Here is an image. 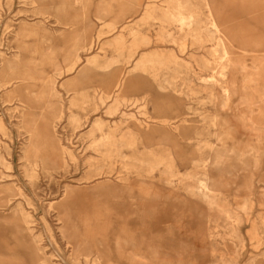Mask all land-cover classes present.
I'll list each match as a JSON object with an SVG mask.
<instances>
[{
  "label": "rangeland",
  "instance_id": "1",
  "mask_svg": "<svg viewBox=\"0 0 264 264\" xmlns=\"http://www.w3.org/2000/svg\"><path fill=\"white\" fill-rule=\"evenodd\" d=\"M0 264H264V0H0Z\"/></svg>",
  "mask_w": 264,
  "mask_h": 264
},
{
  "label": "bare ground",
  "instance_id": "2",
  "mask_svg": "<svg viewBox=\"0 0 264 264\" xmlns=\"http://www.w3.org/2000/svg\"><path fill=\"white\" fill-rule=\"evenodd\" d=\"M134 254V253H133Z\"/></svg>",
  "mask_w": 264,
  "mask_h": 264
}]
</instances>
